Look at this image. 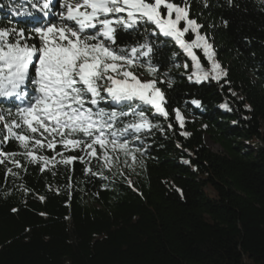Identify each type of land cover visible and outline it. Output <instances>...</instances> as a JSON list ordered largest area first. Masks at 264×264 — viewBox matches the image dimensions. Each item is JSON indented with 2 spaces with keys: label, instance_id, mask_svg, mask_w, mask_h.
I'll return each mask as SVG.
<instances>
[{
  "label": "trees",
  "instance_id": "trees-1",
  "mask_svg": "<svg viewBox=\"0 0 264 264\" xmlns=\"http://www.w3.org/2000/svg\"><path fill=\"white\" fill-rule=\"evenodd\" d=\"M189 3L227 75L189 80V58L159 43L152 62L173 81L158 85L169 116L146 111L158 127L140 134L134 162L121 156L106 179L80 162L43 172L25 164L26 172L13 169L18 176L0 165V264H264V0ZM14 11L33 10L26 0H0V27L24 26L27 17ZM119 36L122 45L139 39ZM12 104L0 101V111ZM2 148L20 151L15 141ZM89 166L101 170L96 160Z\"/></svg>",
  "mask_w": 264,
  "mask_h": 264
},
{
  "label": "snow or ice",
  "instance_id": "snow-or-ice-1",
  "mask_svg": "<svg viewBox=\"0 0 264 264\" xmlns=\"http://www.w3.org/2000/svg\"><path fill=\"white\" fill-rule=\"evenodd\" d=\"M26 3L33 11L13 13L27 17L24 26L13 22L0 27V101L13 102L0 111V165H5L6 176H18L14 168L26 172L25 164H38L43 172L80 162L86 173L106 179L104 170L111 171L121 156L134 162L136 153L143 155L136 141L143 143L140 134L158 127L146 111L154 110L164 119L169 116L165 93L158 85L167 83L171 88L173 81L160 79V69L152 62L159 43L171 41L189 58V80L219 82L227 75L201 32L204 26L191 17L189 0ZM204 3L207 7V0ZM121 33L139 39L118 44ZM182 66L189 69L188 63ZM192 103L200 105L199 100ZM223 107L228 109L227 104ZM173 112L183 128L182 112L178 108ZM10 141L20 151H4L2 146ZM45 150L53 155L42 154ZM92 160L100 162V171L89 166ZM39 199L43 202L45 197Z\"/></svg>",
  "mask_w": 264,
  "mask_h": 264
},
{
  "label": "rangeland",
  "instance_id": "rangeland-1",
  "mask_svg": "<svg viewBox=\"0 0 264 264\" xmlns=\"http://www.w3.org/2000/svg\"><path fill=\"white\" fill-rule=\"evenodd\" d=\"M202 33L206 35L205 30H203ZM140 71H142V70H140ZM143 78L148 79L149 77L145 74ZM206 144H207L208 148L211 151H213L214 153H222L221 148L219 146L213 144L212 142H210V140L208 138H206Z\"/></svg>",
  "mask_w": 264,
  "mask_h": 264
}]
</instances>
